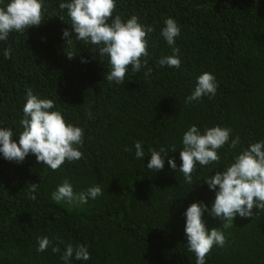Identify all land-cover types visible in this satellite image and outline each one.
Returning <instances> with one entry per match:
<instances>
[{
	"label": "trees",
	"instance_id": "trees-1",
	"mask_svg": "<svg viewBox=\"0 0 264 264\" xmlns=\"http://www.w3.org/2000/svg\"><path fill=\"white\" fill-rule=\"evenodd\" d=\"M60 2L45 0L40 26L0 41V126L21 130L31 89L54 100L67 120L84 129L83 156L57 170L32 154L21 163L0 158V264H64L60 257L69 243L86 245L91 254L88 261L73 258L70 264H195L184 210L197 200L210 205L214 193L203 178L264 139V0H116L113 15H135L154 29L146 37L147 67L132 73L129 65L123 85L106 80L111 66L97 46L62 38L64 29L72 30ZM169 17L181 28L179 69L158 64L171 54L160 35ZM5 48L12 50L7 60ZM69 52L75 53L71 59ZM203 72L216 77V95L187 103ZM193 123L225 126L232 129L230 139L240 138L235 149L226 144L219 150L218 163L197 167L193 186L167 159L163 169L148 170L149 157L134 158L136 141L146 155L149 148L175 145L177 152L168 156L179 166L181 137ZM64 179L74 192L99 184L104 194L80 207L56 202L52 192ZM253 212L223 228L225 245L213 246L207 264H264V209ZM43 236L52 245L37 252ZM52 246L61 251L53 253Z\"/></svg>",
	"mask_w": 264,
	"mask_h": 264
},
{
	"label": "clouds",
	"instance_id": "clouds-1",
	"mask_svg": "<svg viewBox=\"0 0 264 264\" xmlns=\"http://www.w3.org/2000/svg\"><path fill=\"white\" fill-rule=\"evenodd\" d=\"M44 4L45 0H0V41H6L12 32L23 33L30 27L40 26L45 19ZM59 8L66 10L72 30L70 33L68 29H64L62 38L71 35L75 36L77 41L97 46L95 50L99 51L100 56H106L111 66L105 77L108 82L123 85L129 65L132 73H138L147 67L149 52L146 37L154 29L141 23L135 15L128 19L113 15L116 0H61ZM160 35L171 48V54L160 57L159 66L179 69L180 49L176 46V40L181 35L180 25L174 18L169 17L164 21ZM72 42L73 38L67 40V44ZM11 51L10 48L3 50L4 59L10 58ZM74 55V52L67 54L69 59ZM86 62L82 57L81 63ZM217 88L214 74L203 72L196 77L193 90L185 98L186 102H199L205 96H215ZM22 113L23 118L19 121L20 131L0 126V158L21 163L32 154L38 163L51 170L60 169L66 161L73 162L82 158L84 129L67 120L56 108L54 100L42 98L28 89ZM85 115L89 119L92 118V113L87 109ZM231 134L232 129L225 126L201 128L193 123L181 137L179 166L175 158L168 156L169 152H177L175 145L170 149L149 148L150 155H146L142 142L136 141L134 158L143 161L145 157H149L148 170L163 169L167 159L169 168L182 173L185 182L193 186L192 173L198 166L218 163L221 160L220 149L226 144L229 149H235L240 143L239 136L230 139ZM203 180L214 193V199L210 205L203 201H194L182 214L187 248L195 255V264H207L205 258L213 246L225 245L223 226H226L227 221L233 222L237 216L252 217L253 208L264 209V139L241 148L223 169ZM35 190L36 184H33L32 191ZM103 194L104 190L99 184L84 191L74 192L72 183L64 179L52 192V199L80 207ZM31 198L36 199L35 195ZM205 214L221 221V226L209 228L204 219ZM37 243V252H44L52 245L48 236L38 237ZM51 250L53 253L61 251L57 246H52ZM73 258L76 261H88L91 258L88 247L83 244H67L60 259L64 264H70Z\"/></svg>",
	"mask_w": 264,
	"mask_h": 264
},
{
	"label": "rangeland",
	"instance_id": "rangeland-1",
	"mask_svg": "<svg viewBox=\"0 0 264 264\" xmlns=\"http://www.w3.org/2000/svg\"><path fill=\"white\" fill-rule=\"evenodd\" d=\"M237 217H239V216H237ZM205 221H206L207 226H208L209 228H212V227H220L221 224H222L221 221H219V220H217V219H214V218H212V217H210V216H208V215H207ZM233 221H234V220H233ZM232 223H233L232 221H227V222H226V226H223V228H227V227H229Z\"/></svg>",
	"mask_w": 264,
	"mask_h": 264
}]
</instances>
